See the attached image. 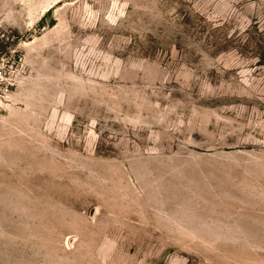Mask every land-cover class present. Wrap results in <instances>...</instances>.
Listing matches in <instances>:
<instances>
[{"label":"rangeland","instance_id":"374dc122","mask_svg":"<svg viewBox=\"0 0 264 264\" xmlns=\"http://www.w3.org/2000/svg\"><path fill=\"white\" fill-rule=\"evenodd\" d=\"M0 264H264V0H0Z\"/></svg>","mask_w":264,"mask_h":264}]
</instances>
